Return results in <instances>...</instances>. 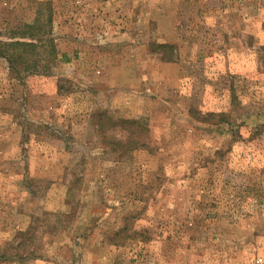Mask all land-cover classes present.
Listing matches in <instances>:
<instances>
[{"label": "rangeland", "instance_id": "1", "mask_svg": "<svg viewBox=\"0 0 264 264\" xmlns=\"http://www.w3.org/2000/svg\"><path fill=\"white\" fill-rule=\"evenodd\" d=\"M15 40L0 264H264V0H0Z\"/></svg>", "mask_w": 264, "mask_h": 264}, {"label": "trees", "instance_id": "2", "mask_svg": "<svg viewBox=\"0 0 264 264\" xmlns=\"http://www.w3.org/2000/svg\"><path fill=\"white\" fill-rule=\"evenodd\" d=\"M46 41L49 42L50 48L46 44H43L42 48L44 50H46V52L50 53V55H55V53H57V51H56V47L53 43V40L52 39H49V40L46 39ZM37 46H38V44L35 43L34 41L33 42H24V41L15 40V41L0 42V48H1L0 54L7 57V59L9 60L13 69L18 70L19 66H23L25 59L32 57L33 52L36 49H38V48H36ZM37 66H38L37 63H34L32 70L33 71L37 70ZM135 123L136 122H134V121H131V122L122 121L121 122L122 125H129V126L134 125ZM127 128H126V130H127ZM129 137H128V142H126L127 145L135 144V148L140 146L139 141H137V140L132 141L131 139L129 140ZM125 229H126V227L124 226V228L120 231L122 232Z\"/></svg>", "mask_w": 264, "mask_h": 264}]
</instances>
